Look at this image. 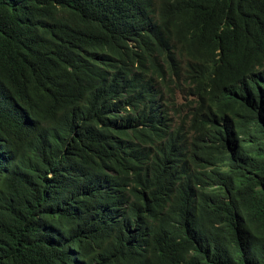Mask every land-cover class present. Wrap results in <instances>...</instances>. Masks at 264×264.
Here are the masks:
<instances>
[{
  "label": "trees",
  "instance_id": "obj_1",
  "mask_svg": "<svg viewBox=\"0 0 264 264\" xmlns=\"http://www.w3.org/2000/svg\"><path fill=\"white\" fill-rule=\"evenodd\" d=\"M0 264H264V0H0Z\"/></svg>",
  "mask_w": 264,
  "mask_h": 264
},
{
  "label": "rangeland",
  "instance_id": "obj_2",
  "mask_svg": "<svg viewBox=\"0 0 264 264\" xmlns=\"http://www.w3.org/2000/svg\"><path fill=\"white\" fill-rule=\"evenodd\" d=\"M192 97V96H190ZM193 98V97H192ZM193 102H187L185 96H182L178 99V104L182 107L183 113H185L188 110V107L192 104Z\"/></svg>",
  "mask_w": 264,
  "mask_h": 264
}]
</instances>
